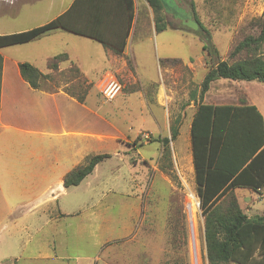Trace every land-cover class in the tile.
Instances as JSON below:
<instances>
[{"label": "rangeland", "instance_id": "1", "mask_svg": "<svg viewBox=\"0 0 264 264\" xmlns=\"http://www.w3.org/2000/svg\"><path fill=\"white\" fill-rule=\"evenodd\" d=\"M53 1L55 10L64 0ZM29 8L25 5L22 11ZM12 14L0 15V19L15 29L20 22ZM162 14L166 29L154 33L149 49L140 50L137 70L124 58L125 69L115 75L121 90L112 100H104L99 93L103 78H82L66 62L58 63L50 77L41 78L40 87L48 91L85 90L84 100L101 116L103 135L100 146L91 143L88 148L108 157L97 164L95 173L60 195L49 224L40 227L30 220L23 222L21 232L12 238L9 227L2 229L0 264H208L189 122L210 60L202 48L199 27H186L180 16L190 15L209 31V41L218 52L215 60L231 62L251 54L264 59V42L255 51L230 55L239 41L258 34L264 0H168ZM140 44L146 46L148 41ZM54 45L65 44L57 40ZM162 58L178 61L160 65ZM31 59L43 74L39 54ZM250 98L264 116V84L257 81L215 80L201 101ZM174 123L178 135L165 147L156 138H170ZM190 193L196 201L194 215H190ZM234 194L248 216L264 215V188L256 192L238 188Z\"/></svg>", "mask_w": 264, "mask_h": 264}, {"label": "crops", "instance_id": "2", "mask_svg": "<svg viewBox=\"0 0 264 264\" xmlns=\"http://www.w3.org/2000/svg\"><path fill=\"white\" fill-rule=\"evenodd\" d=\"M54 2L0 0V15L14 13L15 21L20 22L14 29L12 23L7 26L0 19V34L28 30L57 17L67 28H56L28 42L0 47V231L9 227L10 238L21 232L23 222L30 220L42 227L54 219V202L70 187H64V175L87 155L97 154L91 153L93 147L88 148V144L100 146L103 136L101 116L88 106L87 98L79 102L61 88L52 91L32 88L21 77L19 63L29 62L35 67L31 58L39 54L46 74L47 59L66 53L85 79L115 77L125 69V57L137 70V55L141 49H149L156 32L151 8L145 0H64L52 10ZM38 3L42 7L34 9ZM25 5L30 8L24 13ZM57 40L65 45L55 47ZM145 40L148 45L140 44ZM246 101L262 114L251 98ZM191 163L194 176L192 152ZM96 169L97 164L92 173ZM238 188L242 187L234 191Z\"/></svg>", "mask_w": 264, "mask_h": 264}, {"label": "trees", "instance_id": "3", "mask_svg": "<svg viewBox=\"0 0 264 264\" xmlns=\"http://www.w3.org/2000/svg\"><path fill=\"white\" fill-rule=\"evenodd\" d=\"M145 1L153 13L154 30H164V1ZM195 21L199 26L197 32L203 42L202 48L210 60L189 127L194 182L203 216L206 260L208 264H264V215L248 216L234 194L237 187L255 192L264 188V117L255 105L246 100L238 104L216 105L201 101L210 83L220 78L264 84V59L251 54L231 62L220 58L215 60L218 52L209 41V31L197 19ZM56 28L67 29L61 17L28 30L0 34V47L28 42ZM263 42L264 21L258 34L243 38L233 47L230 55L242 50L255 51ZM118 51L121 52V49ZM170 61L178 59L162 58L159 64ZM61 62L69 63L82 77L81 71L66 53L47 59L49 71L46 74L40 73L29 62L19 63V72L32 88H40L41 78L50 77L49 72L56 70ZM63 90L79 102L84 101V89L79 93H74L70 87ZM177 127L175 123L170 126V138L156 140L167 147L169 141L178 135ZM106 157L107 153L87 155L82 163L64 175V187L79 184Z\"/></svg>", "mask_w": 264, "mask_h": 264}, {"label": "built area", "instance_id": "4", "mask_svg": "<svg viewBox=\"0 0 264 264\" xmlns=\"http://www.w3.org/2000/svg\"><path fill=\"white\" fill-rule=\"evenodd\" d=\"M98 87L101 97L106 101L112 100L121 90V84L114 76L103 79Z\"/></svg>", "mask_w": 264, "mask_h": 264}, {"label": "water", "instance_id": "5", "mask_svg": "<svg viewBox=\"0 0 264 264\" xmlns=\"http://www.w3.org/2000/svg\"><path fill=\"white\" fill-rule=\"evenodd\" d=\"M181 22L183 25H185L186 27L192 30H197L199 27L198 23L195 20L191 19L190 15L188 14L182 18Z\"/></svg>", "mask_w": 264, "mask_h": 264}, {"label": "bare ground", "instance_id": "6", "mask_svg": "<svg viewBox=\"0 0 264 264\" xmlns=\"http://www.w3.org/2000/svg\"><path fill=\"white\" fill-rule=\"evenodd\" d=\"M189 204H190V215H194V211L196 208V201L194 198V195L192 193L189 194V200H188ZM189 219L191 221V217L189 216Z\"/></svg>", "mask_w": 264, "mask_h": 264}, {"label": "flooded vegetation", "instance_id": "7", "mask_svg": "<svg viewBox=\"0 0 264 264\" xmlns=\"http://www.w3.org/2000/svg\"><path fill=\"white\" fill-rule=\"evenodd\" d=\"M164 1V4L165 2H167L168 0H163ZM187 14H182V16H180V19L182 20L183 17H185Z\"/></svg>", "mask_w": 264, "mask_h": 264}]
</instances>
